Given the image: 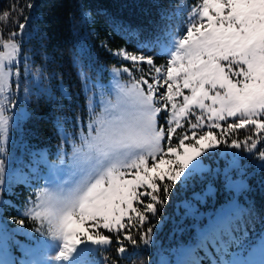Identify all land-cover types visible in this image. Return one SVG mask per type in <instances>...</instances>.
Here are the masks:
<instances>
[{
    "label": "snow or ice",
    "instance_id": "snow-or-ice-1",
    "mask_svg": "<svg viewBox=\"0 0 264 264\" xmlns=\"http://www.w3.org/2000/svg\"><path fill=\"white\" fill-rule=\"evenodd\" d=\"M198 15L199 21L192 23L186 35L176 40L165 66H156L151 57L122 53L123 58L133 64L146 59L149 70L154 69L158 74L155 84L166 85V92L160 96L165 105L171 104V117L177 119L173 121L164 111L162 123L157 126V113L162 109L153 100L154 84L148 79L134 84L132 89L122 90L113 111L90 129V136L71 157L82 178L72 187L45 193L43 202L51 209L49 236L59 242L58 250L49 257L55 264L70 260L82 246L111 244L109 236L95 231L97 227L109 232L119 231L125 228L123 221L125 217L130 220L131 214L144 225L148 214L155 216L157 205L163 207L166 203L173 185L180 182L183 188L190 178L204 170L198 157L216 147L218 142L211 130L194 139L202 117H197L196 123L190 122L191 136L186 133L178 143L172 142L176 129L171 125L175 123L179 127L178 117L186 115L193 106L208 113L209 129L219 128L218 122L228 117H239L240 122L228 123L227 130L253 125L258 132L264 131V0H202ZM223 62H227V67ZM124 72L131 74L128 68ZM139 83L147 85L146 95L140 91ZM7 86L6 65L0 56V91ZM182 89L190 90L191 94L183 95ZM177 96H183L179 106L175 102ZM205 101H210L211 106ZM9 122L10 118L0 110V131L5 137ZM162 141L167 144L166 148ZM228 147L239 148L240 144L233 140ZM256 148L253 142L248 151ZM258 158L264 161V151ZM232 166H236L235 160ZM5 172L6 160L0 155V191H3ZM228 172L225 169L224 182L226 187H231L233 182ZM246 189V183L241 180L237 192ZM208 194L194 193L193 199L203 202ZM144 197L149 199L145 202ZM134 202L142 204V209L134 206ZM183 206L186 216L194 213L190 202L185 201ZM249 211L234 197L214 216L210 214L201 246L209 242L214 245L223 236H231L233 231L239 230L235 228L236 222L242 221ZM88 222H92L91 225ZM125 231L123 240L131 244L133 254L153 242V226H147L139 239ZM15 243L27 254L25 245ZM117 243L120 254L128 251L123 241ZM222 247L227 252V246L222 244ZM257 250L261 256L258 264H264V239ZM234 261L255 264L250 260L223 258L220 264ZM0 264H17L11 257L7 238L0 239ZM18 264L26 262L21 259Z\"/></svg>",
    "mask_w": 264,
    "mask_h": 264
},
{
    "label": "trees",
    "instance_id": "trees-1",
    "mask_svg": "<svg viewBox=\"0 0 264 264\" xmlns=\"http://www.w3.org/2000/svg\"><path fill=\"white\" fill-rule=\"evenodd\" d=\"M201 3L202 0H0V46L5 41H18L54 89V93H40L28 103L29 111L20 131L22 144L18 149L24 168L44 155L51 159L55 155L58 159L71 137L77 136L80 129L86 132L84 127L92 121L90 113L99 109L97 104L88 107L90 99L86 84L90 80L98 77L106 80L109 68L129 66L123 52L135 54L142 50L146 56L153 55L157 44ZM20 25L24 27L21 29ZM152 59L156 66L162 64L159 58ZM61 133H69V138ZM224 138L230 143L236 140L242 146V157L233 174L246 183L247 189L239 193L236 190L234 197L250 211L242 221L236 222L235 228L239 230L233 231L231 236H223L214 245L210 242L203 247L200 245L196 249L197 264H220L222 257L229 259L242 243L243 251H247L245 254L250 253L264 239V167L261 166L264 161L258 158L264 151V131L258 132L253 125H245L225 131ZM253 142L257 148L249 152ZM217 183L213 185L214 194L219 198L217 206L222 208L231 202L228 200L230 193L222 183ZM29 187L19 181L2 193L3 202L0 203V232L7 234L4 237L20 260H25L26 256L15 242L30 249L36 242L47 239L49 233L43 217L35 213L48 190ZM180 193L177 185H173L166 203L163 207L157 205V214H148L144 225H140L133 214L130 220L124 221L125 228L117 232L95 229L112 240L111 244L97 246L92 252L97 264H154L158 247L152 242L133 254L131 244L123 240L125 229L133 238L139 239L147 226H153L152 240L155 241V236L162 240L161 249L166 252L185 242V239L177 241L175 235H169L167 231L175 220H181L177 217L181 212L174 213L180 211L186 201ZM224 197L227 200L223 202ZM37 202L38 208L33 209L31 216L27 215L25 211L34 208ZM134 206L142 209V204ZM15 226L20 230L15 231ZM167 237L171 238L170 243L166 242ZM117 241H123L128 251L120 254ZM140 243L142 245V241ZM222 244L227 246V252L223 251ZM41 259L44 257L39 256Z\"/></svg>",
    "mask_w": 264,
    "mask_h": 264
},
{
    "label": "rangeland",
    "instance_id": "rangeland-1",
    "mask_svg": "<svg viewBox=\"0 0 264 264\" xmlns=\"http://www.w3.org/2000/svg\"><path fill=\"white\" fill-rule=\"evenodd\" d=\"M200 8L201 7H199L195 15L192 13L189 16L188 24L191 25L192 23L199 21L198 13L200 11ZM178 39V37L173 36L169 41L163 42L162 44L159 43L156 53L159 55L166 54L167 58H169L170 53L175 48V42ZM13 46H15L16 48L15 52H13ZM0 56H3L4 58L8 80V86L5 87L3 91H0V110H3L4 114L10 118L7 137H5L3 132L0 131V155H2L6 160L5 183L3 185V188H5L4 191H7L8 187L16 185L19 181H29L27 179L28 175L25 176V171H23L22 169L21 170L23 172L20 171V165H17L20 163V152L16 151L18 146L22 144L20 139V131L23 127V121L26 119L29 111L28 103L34 96L39 95L40 93H54V89L49 80L44 79L40 66L36 67L33 64L31 54L23 51L21 44L18 41L10 40L3 42L0 46ZM136 56L139 57L143 55L138 54ZM144 57L147 59L146 56ZM9 59H11L10 64L8 63ZM146 59L145 61L138 60L135 64H133V62L130 60H126L130 65H119L109 68L108 78L106 80H102L100 77H98L95 80H90L88 84H86V91L89 93L90 99L88 107L92 106L93 104H97L99 109L95 112L90 113L92 121L89 125H87L88 127H84V131L86 132L83 133L79 131V134L77 136H73L67 141L68 144L65 150H63V148L61 149L62 154L59 157L58 161L50 163L45 162L46 174H42V172L39 170L40 173L39 175H37V178H40L41 175H44L46 177L45 181L46 185L49 188L48 191L59 192L62 189H67L75 185L82 178L80 169L72 163L71 157L73 156V153L76 151V149L81 147V145L84 143V140L90 136V129L94 128L99 120L103 119L113 111L114 105H116L118 100L120 99L122 90L132 89V86L134 84L142 81L143 79H148L149 83L154 84L153 100L155 101V104L161 107L162 112L166 111L168 113V116L173 121L177 119V117H171V113L173 111V109L171 108V104L169 103L165 105L160 96V93L166 92V85L164 86L162 82L159 85L155 84L154 78L158 74L154 71V69L149 70V66L146 64ZM223 63L227 67V62ZM166 64L167 62L163 63V65L160 64L159 66H165ZM125 68H128L131 74L125 73ZM234 70L237 69H235L234 67ZM179 82L182 83V80ZM139 88L140 91H142L145 95L147 94V85L139 83ZM60 90L63 91L61 87ZM182 92L183 95L191 94L190 90L188 89H182ZM31 95L33 96L30 97ZM175 102L178 106L181 105L183 103V96L175 97ZM205 103L211 106L210 101H205ZM161 113H157V126L158 119ZM197 117H202V119L200 122V127L195 130L197 132V135L194 139L199 138V135L203 132L211 130L216 136L218 143L216 147L208 149L204 154L198 157V160L202 163V167L204 169L203 171L197 172L192 178L187 181L186 186L183 188L181 187L180 182H177L175 184L181 191V193L179 194L180 197H186V201L194 205L195 211L192 215L186 216V210L183 206V203L180 211L177 210L174 212H181L177 216L180 217V222H177V220H175L176 223L174 225H171L167 230L169 231V235H175V239H177V241H183L185 239V244L172 247L167 253H165L161 249L162 240L158 239L157 236L154 237L156 239L155 241L153 240V243L158 247V254L154 264L195 263V259L190 260L189 258L190 248L193 247L192 244H194L200 237H202L203 231L209 223L210 214L214 216L221 209L217 206L219 198L215 197L214 194L213 187L215 186V182L218 181L217 185L219 183H222V186L226 188L227 193H230V199L228 200L231 201L235 196L237 190L236 188L240 185V178L238 176H235L233 172L235 171V168L238 166L240 158L242 157V146H240L239 148L228 147V145L231 143L228 140L225 141L224 138L225 131H229L227 130V124L233 123L232 121L234 120H238L234 122L239 123V117H228L226 120L218 122L220 124L219 128L209 129L211 120L209 119L208 113L206 111L202 112L199 108L193 106L189 109V112L186 115L178 117L180 123L179 127H177L175 123L171 125L176 129L177 132L176 138L174 139V141L177 140L175 141V143H178L179 138H181L186 133L191 136V132L193 131L191 129V123H196ZM237 129L239 128H235V130ZM61 134L63 136L66 135L69 138V133ZM76 140L77 144L73 145ZM186 143H188V141H186ZM234 160L236 162L235 167L232 166V162ZM149 163H151V158L149 159ZM42 164L44 166V163ZM225 169L229 170L228 174L233 182L231 187L225 186ZM30 170L33 176L36 177L35 172L37 171V169L35 168V166L31 167ZM160 183L163 184L164 182ZM209 187H211L210 192ZM138 191L144 190L138 189ZM177 192L178 190H176V193ZM205 192H208L209 194L207 196H204L203 202L193 199L194 193L203 195ZM0 194H2V191H0ZM44 197L45 194L40 200L39 210H37L35 213L43 217V220L47 223L45 225L48 228L49 232L50 224L48 221V217L51 213V209L44 204ZM144 199L149 198L144 197ZM226 200L227 199L225 197L222 198L223 202ZM134 204H136V202H134ZM35 207L38 208V202L37 205L34 204V208L30 207L29 210H26V214L31 216V213L33 212V209H35ZM132 215L133 214H131V216ZM127 219L128 217H125L124 221ZM88 223L89 225H91L92 222ZM197 226L200 227L197 228ZM100 228L102 227H97L96 229L98 230ZM19 230V227L15 228V231ZM104 230L107 231V229ZM113 231L117 232V230ZM2 234L7 236L5 232H2ZM46 237L47 239H45L44 241L36 242L34 247L30 249L26 247L27 254L21 250V253L26 256L24 260L26 264H55V262L50 261L49 257L54 255L58 250L59 242L52 241L50 239L49 233ZM3 238L4 237L0 236V239ZM170 241L171 238L167 237L166 242L170 243ZM82 247L84 248L86 246ZM82 247L81 249H78L77 253L74 254L70 260L64 263L73 264L77 258H84L86 250H83ZM87 247L90 248V252H94V250H92L94 246L87 245ZM257 247H254L255 250L253 249L252 252L245 254L247 251H243L244 248L242 243L240 244V248L238 249V251L234 252L232 256H230V258L227 260H250L255 262V264H258L261 256L257 250ZM200 252L201 249L199 250V253ZM39 256H43L44 259L39 260ZM222 258L223 260H225L224 257ZM233 264H236V262L234 261Z\"/></svg>",
    "mask_w": 264,
    "mask_h": 264
}]
</instances>
